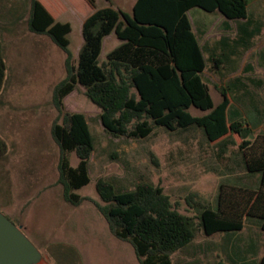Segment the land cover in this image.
Instances as JSON below:
<instances>
[{
	"label": "rangeland",
	"instance_id": "obj_1",
	"mask_svg": "<svg viewBox=\"0 0 264 264\" xmlns=\"http://www.w3.org/2000/svg\"><path fill=\"white\" fill-rule=\"evenodd\" d=\"M54 19L69 23L68 50L77 60L83 43L82 23L94 9L111 7L131 13L134 0H39ZM30 0H0V42L5 77L0 91V138L6 153L0 158V213L40 252L37 264H138L128 243L115 239L106 221L89 200L73 207L63 201L56 183L59 151L50 129L58 112L52 90L65 76V54L48 37L27 30ZM251 38L239 33L244 20L229 21L218 12L199 8L188 12L193 32L202 48L207 68L201 74L214 105L221 102L220 88L230 100L229 119L248 122L252 135L264 131V0L247 8ZM120 41L110 34L103 39L100 63ZM225 57L214 69L209 55ZM193 116L204 115L191 108ZM63 112L84 115L94 149L87 164L89 183L76 194L101 203L95 182L113 183L119 192L148 179L168 195L180 213L193 217L188 195L215 208L220 184L255 189L259 173L243 168L236 135L208 142L202 131L169 132L154 128L142 139L114 138L101 125L100 110L76 89L63 100ZM71 166L78 159L69 155ZM264 231L260 220L246 217L239 231L206 236L200 228L190 245L171 256L172 264H258L263 254Z\"/></svg>",
	"mask_w": 264,
	"mask_h": 264
},
{
	"label": "trees",
	"instance_id": "obj_2",
	"mask_svg": "<svg viewBox=\"0 0 264 264\" xmlns=\"http://www.w3.org/2000/svg\"><path fill=\"white\" fill-rule=\"evenodd\" d=\"M85 1L94 8L93 0ZM251 1L134 0L131 13L111 7L94 9L82 23L83 43L73 63L69 23L56 21L39 0H30L27 30L48 37L65 54V76L52 90L58 117L50 129L59 151L56 183L62 188L63 201L73 207L91 201L110 234L131 246L138 264H172L171 256L192 243L196 228L206 236L239 231L246 217H254L264 231V131L250 136L248 122L228 118L230 100L224 88L219 90L221 102L214 105L201 77L207 64L188 17L191 9L199 8L218 12L229 21L244 20L238 31L251 38L258 33L257 28H248ZM110 34L120 43L100 63L103 39ZM224 59L223 55L209 57L214 69ZM5 70L0 42V91ZM77 85L100 110L101 125L114 138H146L157 127L169 132L197 128L210 143L236 135L244 169L259 173L258 187L220 184L214 209L195 200L196 194L188 195L187 205L197 212L193 217L180 213L163 189L146 178L123 192L98 179L95 190L101 203L76 194L89 183L87 164L94 149L84 115L63 112L64 98ZM191 108L205 114L193 116ZM5 153L6 144L0 138V158ZM70 154L78 159L74 167ZM262 247L258 264H264V241Z\"/></svg>",
	"mask_w": 264,
	"mask_h": 264
},
{
	"label": "water",
	"instance_id": "obj_3",
	"mask_svg": "<svg viewBox=\"0 0 264 264\" xmlns=\"http://www.w3.org/2000/svg\"><path fill=\"white\" fill-rule=\"evenodd\" d=\"M40 252L29 242L20 226L0 213V264H37Z\"/></svg>",
	"mask_w": 264,
	"mask_h": 264
},
{
	"label": "crops",
	"instance_id": "obj_4",
	"mask_svg": "<svg viewBox=\"0 0 264 264\" xmlns=\"http://www.w3.org/2000/svg\"><path fill=\"white\" fill-rule=\"evenodd\" d=\"M211 55H213V54H211ZM211 55H209L208 58H209ZM214 56H216V55H214ZM254 135H256V134H254ZM254 135H253V136H254ZM250 136H252V134H251ZM243 168H244V167H243ZM260 258H261V257H260Z\"/></svg>",
	"mask_w": 264,
	"mask_h": 264
}]
</instances>
